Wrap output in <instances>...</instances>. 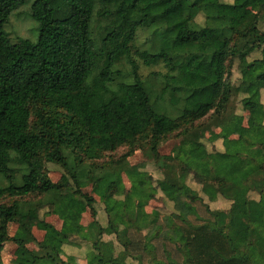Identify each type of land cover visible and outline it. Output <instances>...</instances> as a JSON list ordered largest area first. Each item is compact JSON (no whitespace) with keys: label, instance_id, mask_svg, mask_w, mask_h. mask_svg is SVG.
Masks as SVG:
<instances>
[{"label":"trees","instance_id":"obj_1","mask_svg":"<svg viewBox=\"0 0 264 264\" xmlns=\"http://www.w3.org/2000/svg\"><path fill=\"white\" fill-rule=\"evenodd\" d=\"M24 4L0 0V254L11 242V264H75L60 253L79 241L89 246L87 264H163L168 246L181 264H264V228H256L264 223V0H35L37 41L12 43L4 26ZM139 31L147 48L134 45ZM137 61L165 71L142 80ZM232 100L254 124L238 138L233 122L159 155L163 141L191 135L210 116L230 121ZM136 151L157 180L128 163ZM47 164L60 168L57 183ZM158 193L170 209L163 217L145 211ZM203 198L230 206L211 210ZM43 209L60 230L39 217Z\"/></svg>","mask_w":264,"mask_h":264},{"label":"rangeland","instance_id":"obj_2","mask_svg":"<svg viewBox=\"0 0 264 264\" xmlns=\"http://www.w3.org/2000/svg\"><path fill=\"white\" fill-rule=\"evenodd\" d=\"M34 1L35 0H25V4L11 14L9 18V22L4 26V32L9 36V39L12 43H16L19 40H28L33 43L37 41L39 36V24L36 21H34L31 17V7ZM224 1L228 2L230 0H224ZM147 39H148V34L145 31H139L134 45L139 49L147 48L148 47ZM137 62L140 68L139 74L142 77V80H146L150 73L153 72L164 73L165 71L161 66L146 68L139 61ZM119 68L122 69L123 71H128V66L126 65L125 62L121 63ZM237 77L238 74L236 71V66L234 65V67L231 69L229 80L235 83ZM263 101H264V96H263ZM228 112L230 114H233L230 121L227 120V115H225L226 117H222V118H217L216 116L213 117L210 116L191 135L179 139L178 138L166 139L161 143V145L158 148L159 155L168 156L174 147L179 146L181 144H185L190 139H197L198 136H203V138L209 139L212 135L218 134L221 131V128L225 124H230L233 122L237 123L236 130L232 138H238L243 133L244 129L254 125L251 112L241 108L238 100L231 101L228 108ZM215 148L217 150H220V142L215 143ZM124 152H126L125 149H120L119 151H117V153L111 155L112 156L111 158L120 157ZM127 161L131 166L143 165L144 167L143 171L147 172L154 180H157L160 177L159 172L157 171L155 166L152 163H150L146 159L144 154H142L140 151H136L130 158L127 159ZM45 170L47 172L49 179L53 183H57L60 180L62 175L60 168L54 165L47 164ZM122 181L123 184L125 185V188L127 190L130 189V183L128 182V179L124 175H122ZM187 184L191 188L195 190H199L197 184L192 182V180H188ZM82 191L86 194L91 195L95 199L96 201L95 208L98 213L97 220L100 224L105 225V215L103 213L104 206L100 202L99 198L94 194H92L90 187ZM40 198L41 197H31L30 200L37 201ZM250 198L257 199V195L250 194ZM203 200L211 210H227L230 206V203L224 200H219L212 203L208 202L207 199L205 198H203ZM11 201H12L11 199L6 198L3 202L9 204ZM196 206L198 209L197 211L199 217L206 218L207 213L204 206H202V204L200 203H197ZM169 210H170L169 207L163 203V199L160 197V193L156 195L154 200L149 201L147 206L145 207L146 213L151 214L152 212H158L161 217L168 214ZM46 211H47L46 209L41 210L39 213V217L41 219H44L47 223L51 224L52 226H54L56 229L59 230L61 228L62 222L58 219V217L54 215L44 216ZM92 220L93 219L89 211L87 210L85 213L82 214L81 224L82 226L86 227L89 225V223L92 222ZM192 222L195 224L198 223V221L195 218H192ZM256 228L259 230L264 228V223L256 224ZM16 231H17V225L10 224L8 229L9 236L12 237ZM32 234L35 237L36 242L42 241L44 235L43 232L37 230L36 228H33ZM27 247L30 250H37L36 244H29L27 245ZM168 247H169L168 257L167 255L159 254L158 258L162 260L163 264H181L182 259L180 255L174 253L172 248H170V246ZM15 250H16V246L13 243L11 242L5 243L3 245V249L0 254L1 264H11L12 260L14 259Z\"/></svg>","mask_w":264,"mask_h":264},{"label":"crops","instance_id":"obj_3","mask_svg":"<svg viewBox=\"0 0 264 264\" xmlns=\"http://www.w3.org/2000/svg\"><path fill=\"white\" fill-rule=\"evenodd\" d=\"M88 252H89V246L87 243H83V242L80 243L79 241L78 242L73 241L70 244L63 246L61 253H60V257L63 260H66V258L70 257L74 260L75 264H87ZM127 263L128 264H139L135 261H130V260L127 261Z\"/></svg>","mask_w":264,"mask_h":264}]
</instances>
